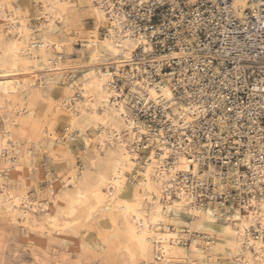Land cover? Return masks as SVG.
<instances>
[{
  "label": "bare ground",
  "instance_id": "6f19581e",
  "mask_svg": "<svg viewBox=\"0 0 264 264\" xmlns=\"http://www.w3.org/2000/svg\"><path fill=\"white\" fill-rule=\"evenodd\" d=\"M36 2L37 0H32L33 5ZM38 2L39 7H33L35 14L31 19L24 2L23 5H13L3 0L0 4V26L7 28L11 25L10 42L16 43L19 49L14 57L6 59L5 49L0 44V113L4 114L0 117L3 122L0 129V211L7 212L11 208L15 213L23 210L25 204L36 207L38 200H42L20 190L15 177L25 164L28 154V148L25 147L28 141L25 139L21 143V131L27 130L25 125L30 123L33 112L31 105L38 97L47 100V95L53 92L58 98H48L53 110L50 112L51 118L45 121L46 128L52 127L51 135H46L49 139L61 136L54 131L57 125L54 120L65 118L63 133L71 127L74 118L72 112L77 105L84 106L89 118L95 114L101 119H107V129L102 125L95 133L96 136L104 133L102 147L105 148L107 163L104 169L97 168L95 171L97 176L106 172L107 179H114L119 187L114 183L111 188L105 186L100 190L105 198L102 207L112 217H119L123 231L135 228L141 234L145 231L149 233L146 237L149 260L157 261L158 257L157 264H217L218 260L226 259L228 264H245L252 259L257 254V245L264 244V241L255 239L252 234V229L260 231L264 226L260 216V212L264 211L260 207L264 199L252 200V207L246 211L232 203H196L192 194L180 187L174 188L176 177L179 173L186 172L200 177L211 174L214 183H217L212 165L201 169L198 162L183 153H177L169 160L170 151L166 147L157 152L151 146L140 153L131 145L139 140L141 133H148L143 127L139 129L140 133L134 131L138 122L134 120L130 100L136 98L138 92L144 91V94H139L148 99L161 98L167 101L165 104L171 102V111L179 115L185 114V111L194 106L191 102L184 104L180 99L174 98L171 82L166 76H162L163 82L156 84L146 78L132 79L124 72L125 64H131L133 50L140 45L143 49H148L145 36H133L129 30H123L116 16L110 20L101 7V0ZM81 3L84 4L83 8L79 7ZM65 4L72 6L63 7ZM235 4L244 7L245 0H235ZM86 19H92L89 29L83 27ZM100 29H103L102 34ZM71 37L74 44L81 43L83 54L76 65L68 66L61 54L64 47L72 43L69 41ZM110 65L115 69L113 74L109 69ZM118 73L128 78L126 89L123 85L116 86L112 83L113 75ZM71 87L75 88L72 95L79 99L72 102L69 108L65 92ZM92 105L97 107L93 108ZM77 135L80 133L77 132ZM64 139L68 141L67 136ZM84 139L93 137L85 136ZM152 141L154 142L153 139ZM53 145L55 148L52 147L50 159L54 162L60 182H65L66 177L69 185L73 180L79 185L76 168L71 161L61 159L60 163H56L57 154L65 156V146L61 148L59 139L53 141ZM86 148L85 145L80 151H85ZM58 164L63 167H57ZM45 170L46 177L49 173L54 176V171L47 165ZM113 173H116L114 177ZM79 175H84L82 167H79ZM132 177L137 178L135 182ZM226 185L229 183L218 184V187ZM172 187L176 189L175 195L172 194ZM118 192L119 199H113ZM42 196H45L43 203L39 205L42 211L37 215L25 213L22 218L17 217L18 223L22 226L28 223V230L35 229L40 234L48 231L56 238L63 237L68 231H54L50 217H56L57 212L65 205L63 202L57 203L50 193ZM17 199L21 200V204L15 203ZM44 204L48 205L47 209H44ZM128 204L139 206L127 212L124 205ZM176 205H180V208L177 209ZM156 208L160 211L155 212ZM97 213L86 207L79 210L75 217H60L57 226L63 228L64 223L76 222L77 226L72 230L75 231L90 222ZM219 213H223L222 219L218 218ZM201 234L210 237L212 243L205 245L200 238H191L188 244L184 243L189 236ZM117 246L119 247V243ZM165 249L168 250L167 255ZM120 255L131 259L126 252H121Z\"/></svg>",
  "mask_w": 264,
  "mask_h": 264
},
{
  "label": "built area",
  "instance_id": "2783aa9c",
  "mask_svg": "<svg viewBox=\"0 0 264 264\" xmlns=\"http://www.w3.org/2000/svg\"><path fill=\"white\" fill-rule=\"evenodd\" d=\"M101 7L110 20L116 16L123 30L145 36L148 49L133 50L124 72L156 84L166 76L174 98L194 104L179 115L171 111V102L138 92L130 100L138 122L134 131L143 127L148 133L140 134L133 149L142 153L153 146L160 152L166 147L169 160L183 153L201 169L212 165L217 183L211 174L186 172L177 175L174 188L202 205L251 208L264 192V0H245L244 7L235 0H101ZM109 69L113 74L114 67ZM112 83L124 89L129 84L120 73ZM252 234L261 239L259 230ZM191 238L212 243L205 234L191 235L184 243Z\"/></svg>",
  "mask_w": 264,
  "mask_h": 264
},
{
  "label": "snow or ice",
  "instance_id": "6c2138e0",
  "mask_svg": "<svg viewBox=\"0 0 264 264\" xmlns=\"http://www.w3.org/2000/svg\"><path fill=\"white\" fill-rule=\"evenodd\" d=\"M3 0H0V4H2ZM24 6L31 10L34 6L39 7V2L37 0L36 4L33 5L32 0H24ZM60 6V5H58ZM72 5L65 4L63 7H71ZM47 7V5H45ZM79 7L83 8L84 4L81 3ZM4 19H7L5 17ZM10 33H11V25H8L7 28L5 26H0V44L4 47V57L10 58L14 57L15 54L19 51L16 43L10 42ZM95 59V57L93 58ZM7 74V72H4ZM91 75V74H90ZM75 91L74 87L66 89L65 98L68 102L69 108H71L72 102L79 99L78 96L74 97L72 92ZM40 99L39 97L37 98ZM31 107H36V105H31ZM91 107L95 108L97 105H92ZM39 110H44V104H39ZM4 114L0 113V117ZM73 119L71 121V127L67 129L66 132L63 133L62 136H52V140L55 141L57 139L60 140L61 148L63 149L65 144L64 137H68V146L70 148V153H66L64 159L70 160L72 162V166L76 168L77 179L79 180V185H77L76 180L70 182H60L59 177H54L51 173L46 177L43 182L36 180L33 177L34 183L38 189H44V185L47 184L48 188L45 189V193H50L51 196L55 197L57 203L63 202L65 207L57 212L56 217L51 218L52 220V228L56 232L61 231H72L76 228L77 223L73 224L64 223L63 228L57 226L60 217H75L77 212L83 208H89L92 212L103 211V201L104 196L100 191L103 187L108 186L112 187L114 183L119 184L113 179H107V173L100 174L97 176L96 169L101 168L104 169L105 164L107 163V157L104 155L105 148L102 147L104 143V133L101 132L100 136H96L95 133L101 129L103 125L105 130L107 129L108 123L107 119H101L100 116L93 114L91 118L88 117V112L85 111L84 106L77 105L76 109L72 112ZM47 119V114L41 120L31 122L28 125H25V129L21 131V143L26 139L28 143L25 145L26 148L32 147L33 138L39 140L38 133H43L44 135H51L52 127L48 126L45 128V120ZM65 118H60L59 120H54L55 124H59L60 127L56 128L57 132H63V123ZM77 132L80 135H77ZM85 136H92L93 139H84ZM95 144L96 152L93 153L92 148ZM87 146L85 151H79L77 155L78 147L84 148ZM37 148H39V144H37ZM55 148V145H53ZM43 152H47L49 157H52V153L49 152V149H43ZM43 152L37 157L40 160L41 167L43 168L45 164ZM32 153H29L31 155ZM81 161L83 164L81 165ZM91 161V163H89ZM51 163L47 165L48 168H51ZM83 168L84 175H79V167ZM57 167H63L62 164H58ZM43 175V172L41 173ZM116 173H113V177ZM137 178L132 177V181L135 182ZM224 179V177H222ZM231 179V178H228ZM151 191V190H149ZM58 193V194H57ZM120 193H116L113 196V199H119ZM262 199H264V192L261 193ZM151 199V197H149ZM17 205L21 204V200L17 199L15 201ZM43 203L42 200H38L37 206L32 207L30 204H25L24 209L18 212L13 213L11 208L7 212L0 211V250L3 251L4 255L0 258V264H34V261L28 259L26 256L23 260H15L9 258L10 244L13 242L10 238L14 235L16 240L20 241V243H24V235L27 234L29 225L28 223H24L21 226L18 223L17 217L22 218L25 213H31L32 215L39 214L42 209L40 208V204ZM123 203V202H122ZM94 205V207L92 206ZM138 204H128L124 205L127 209V212H131L134 207H138ZM48 205L44 204V209H47ZM260 207L264 209V202L261 203ZM176 208L179 209L180 205H176ZM123 210V209H122ZM160 209L156 208L155 212H159ZM171 212L172 209H169ZM260 216L262 218V225H264V211L260 212ZM159 217H157L158 219ZM113 225L118 223L117 219L113 218ZM107 221H105V224ZM155 223V220H153ZM145 228H147V224H145ZM15 229V231H13ZM35 231V229H33ZM111 239L109 237L102 235L97 243L96 249H102V256L94 257L91 260H81L78 264H157L159 258L157 257V261L149 260L148 255V246L146 242V237L149 235L147 231L142 234L138 232L135 228H130L129 231L123 230H110ZM261 239L264 240V226L260 228ZM44 234V233H41ZM75 234V233H73ZM87 235V233H85ZM8 238V239H6ZM119 243V247H115L114 245ZM19 247V245H17ZM81 248L84 245H80ZM257 254L253 256L252 253H249L250 256H253L252 259L247 260L245 264H264V244L257 245ZM121 252H126L131 257L128 259H121L119 254ZM167 255L168 250H164ZM13 255H18L14 253ZM108 257V258H103ZM56 264H61L59 260L56 261ZM171 264V262H169ZM217 264H228L226 259H220L217 261Z\"/></svg>",
  "mask_w": 264,
  "mask_h": 264
},
{
  "label": "rangeland",
  "instance_id": "374dc122",
  "mask_svg": "<svg viewBox=\"0 0 264 264\" xmlns=\"http://www.w3.org/2000/svg\"><path fill=\"white\" fill-rule=\"evenodd\" d=\"M7 2L13 5H18V4L23 5L24 0H7ZM33 9L34 8H32L31 10L28 9L29 11L28 14L30 19L35 14V11H33ZM32 22H34V20H32ZM91 26H92V19H86L83 23V27L85 29H89ZM100 33L101 34L103 33V29H100ZM69 41H71L72 43L69 46L64 47L61 56L65 64H67L68 66L69 65L73 66L76 65V62L80 61V58L82 57L83 54V50L79 44L77 45L74 44L72 37L70 38ZM55 94L56 93L53 92L49 93L47 95V100L46 98L44 99L40 98L39 100L38 99L35 100L33 105H36V107H33V112L32 115L30 116L31 118L30 123L41 120L42 118L45 117V114H47V119L51 118L50 112L51 110H53V108L51 107L48 98L49 99L58 98V95ZM40 103L44 104L43 111L39 110ZM2 123H3L2 119L0 118V129L2 127ZM57 127H60V125L57 124L54 131H56ZM55 133L59 136L63 135V132L56 131ZM38 135H39V140L36 139L35 141V138H33L31 142L32 147L30 149L28 148L27 158H25L24 160L25 164L22 166V168H20V171L16 174L15 180L19 182L20 190L27 191V193L31 197H35L43 200L45 199V196H42V194L43 195L46 194L44 190L48 188V185L45 184L44 189H38L34 183L33 177H35L36 180L43 182L46 179V175H47L45 168L46 165H48L49 163H51L52 165L50 170L52 172L54 171L53 173H55L54 177H57L58 174L54 167V162L52 161V159H50L49 154L47 152H43V149L47 148L49 149V152L53 153L52 151L53 141L43 133H39ZM66 142L68 141H66L65 139L64 146L66 148V153H70V148L68 146V143ZM37 144H39V148H37ZM80 149L81 148L78 147V151L76 153L77 155L79 154ZM94 150H96L95 145H93L92 148V151ZM42 152L45 160V164L43 168L41 167L40 160L37 158ZM29 153L32 154L29 155ZM64 157L65 156H60L57 154L56 163H60L61 159L63 160ZM82 164L83 161H81V165ZM42 172L43 175H41ZM113 218L117 219L118 221L116 225H113L112 222ZM105 221H107L106 224ZM110 230H122V224L120 222L119 217H112L111 214L106 209H103V211H99L97 214H95L90 222L83 224L82 227L80 226L78 230L76 229L75 231H68L69 233L76 232L75 234L73 233L69 234L68 232H66L63 235V237L56 238L48 231L44 232V234L47 235L44 234L42 235L35 231L28 230L27 234L24 235L23 237L24 243H20V241L16 240L15 236L13 235L10 238L13 242L10 244V251L8 255L10 259H15V260H23L26 256L28 259L34 261V264H56L57 260H59L61 264H78V262L81 261L82 259L91 260L94 257L103 255L102 249L101 250L96 249V243L102 235L107 236L109 237V239H111ZM13 231H15V229H13ZM85 233H87V235H85ZM81 244L84 245L83 248L80 247ZM117 244L118 243H116L114 246L118 247ZM17 245H19V247H17ZM14 253L18 255H13ZM120 254L119 256L121 259L123 258L127 259L125 255L121 256ZM3 255H4L3 251L0 250V258H2ZM103 258H108V257H103Z\"/></svg>",
  "mask_w": 264,
  "mask_h": 264
}]
</instances>
